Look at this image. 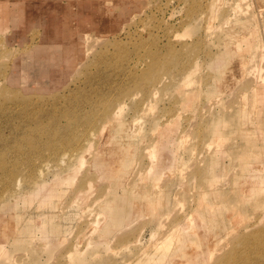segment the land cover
<instances>
[{
	"label": "rangeland",
	"instance_id": "374dc122",
	"mask_svg": "<svg viewBox=\"0 0 264 264\" xmlns=\"http://www.w3.org/2000/svg\"><path fill=\"white\" fill-rule=\"evenodd\" d=\"M0 5V264H264V0Z\"/></svg>",
	"mask_w": 264,
	"mask_h": 264
},
{
	"label": "bare ground",
	"instance_id": "6f19581e",
	"mask_svg": "<svg viewBox=\"0 0 264 264\" xmlns=\"http://www.w3.org/2000/svg\"><path fill=\"white\" fill-rule=\"evenodd\" d=\"M1 7H2V6L0 5V9H1ZM6 13H7V12H6ZM6 13H5V14H6ZM6 15H7V14H6ZM6 15H5V16H6ZM120 106H121V105H119V107L116 109V111H115V110H112V111L108 110V111H106V114L104 115V116H105V119H106V120L104 119V121H105L104 123H105V124H102L103 126H101V128L99 127L100 129L97 128L98 126H96V128L99 129V132H100V130H103L104 127H106L107 124H110L112 121H114V120L116 119V118H115L116 116H119V115H117V112H119L118 110L121 109ZM102 128H103V129H102ZM165 130H166V128H165ZM167 130H168V129H167ZM169 131H170V129H169ZM104 132L106 133L105 130H104ZM101 133H103V131H102ZM166 133H167V132H166ZM168 133H169V132H168ZM103 137H106V136L104 135ZM158 141H159V140H158ZM158 141H156V142H158ZM160 141L162 142V140H160ZM133 142H134V141H133ZM159 143H160V142H159ZM86 144H87V143H86ZM162 144H163V143H162ZM162 144H161V145H162ZM87 145H88V146H85V145H84V147H80V146H79V147H80V148H79V149H80V152H82L83 150H85L84 148L88 149V147H90V146H89L90 143H88ZM155 145H157V144H155ZM158 145H159V144H158ZM158 145H157V146H158ZM82 146H83V145H82ZM81 148H82V149H81ZM159 148H160V147H159ZM160 149H161V148H160ZM85 151H86V150H85ZM149 151H150V150H149ZM83 152H84V151H83ZM104 152H105V151H104ZM99 153H101V151H99ZM145 153H146V152H145ZM147 153H148V151H147ZM149 153H150V152H149ZM165 154H166V153H165ZM161 155H163V154H161ZM167 156H168V155H167ZM156 158H158V157H156ZM166 158H167V157H165V160H166ZM83 159H84L83 156H80V157H79V162H81ZM94 159H95V158H94ZM148 159H149V158H148ZM158 159H159V158H158ZM168 159H170V157H169ZM159 160H160V162L162 161L161 159H159ZM159 160H158V161H159ZM174 160H175V159H174ZM154 161H156V159H155ZM158 161H157V162H158ZM83 162H84V160H83ZM167 162H168V161H167ZM169 162H170L171 164L174 162V161H173V156H172L171 161H169ZM94 163H96V162L94 161ZM97 163H100V162H97ZM106 163H107V162H106ZM153 163H155V162H153ZM162 163H163V161H162ZM170 163H169V164H170ZM150 164H152V163H150ZM155 164H156V163H155ZM155 164H154V165H155ZM160 164H161V163H160ZM165 164H166V163H164L163 165H165ZM169 164H166V165L170 166ZM97 165H98V164H97ZM99 165H100V164H99ZM101 165H103V164L101 163ZM101 165H100V167H101ZM103 166H104V165H103ZM107 166L110 167L109 165H107ZM151 166L154 168L153 165H151ZM168 166H167V167H168ZM155 167H156V166H155ZM167 167H166V168H167ZM103 168L105 169V167H103ZM106 168H107V167H106ZM163 168H164V167H163ZM76 169H77V168H76ZM76 169H74V168L72 169L73 177H74L75 174H76ZM104 169H103V170H104ZM111 169H112V167H111ZM106 170H107V169H106ZM140 170H142V169H140ZM154 170H155V169H153V171H154ZM104 171H105V170H104ZM104 171H103V173H104ZM105 172H106V171H105ZM111 172H112V171H111ZM172 173H173V172H172ZM100 174H101V173H100ZM173 174H174V173H173ZM68 175H69V174H68ZM166 175H167V174H166ZM170 175H171V174H170ZM170 175H169L168 177H170ZM152 176H153V173H152ZM171 176H172V175H171ZM170 178H171V177H170ZM150 179H151V178H150ZM89 184H90V183H89ZM187 218H188V217H187ZM189 219H190V218H188V220H189ZM232 235H233V234H232ZM240 235H241V234H240ZM233 236H234V235H233ZM233 238H234V237H233ZM136 239H137V238H136ZM136 241H137V240H136ZM136 241H135V242H136ZM214 242H215V241H214ZM215 244H216V243H215ZM163 245H164V244H163ZM208 245H209V247H210V244H208ZM213 245H214V244L212 243V244H211V247H212ZM218 246H219V245H218ZM221 246H222V245H221ZM223 246H224V245H223ZM223 246H222V247H223ZM214 247H216V246H214ZM211 249H212V253H214L215 251L213 252V247L210 248V250H211ZM217 249H218V248H217ZM219 249H220V248H219ZM221 249H222V248H221ZM207 250H208V249H207ZM203 251H204V250H203ZM178 252H180V251H178ZM178 252L176 251L175 253L178 254ZM185 252H186V251H185ZM187 252H188V251H187ZM210 252H211V251H208V253H210ZM212 253H210V254L212 255ZM215 253H217V252H215ZM210 254H209V255H210ZM211 255H210V257H211ZM213 255H214V254H213ZM213 257H214V256H213ZM208 258H209V257H208ZM161 260H162V258H161ZM175 261H176V260H175ZM192 264H193V263H192Z\"/></svg>",
	"mask_w": 264,
	"mask_h": 264
}]
</instances>
